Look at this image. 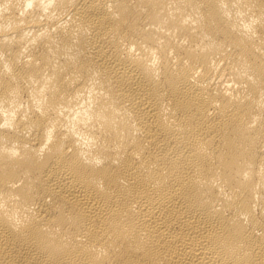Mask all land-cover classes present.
<instances>
[{"label":"bare ground","instance_id":"bare-ground-1","mask_svg":"<svg viewBox=\"0 0 264 264\" xmlns=\"http://www.w3.org/2000/svg\"><path fill=\"white\" fill-rule=\"evenodd\" d=\"M0 264H264V0H0Z\"/></svg>","mask_w":264,"mask_h":264}]
</instances>
